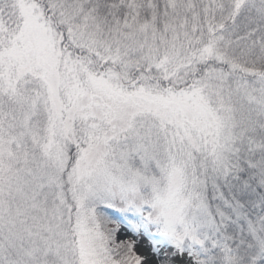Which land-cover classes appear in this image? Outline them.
Returning a JSON list of instances; mask_svg holds the SVG:
<instances>
[{
    "label": "snow or ice",
    "instance_id": "snow-or-ice-1",
    "mask_svg": "<svg viewBox=\"0 0 264 264\" xmlns=\"http://www.w3.org/2000/svg\"><path fill=\"white\" fill-rule=\"evenodd\" d=\"M0 264H264V0H0Z\"/></svg>",
    "mask_w": 264,
    "mask_h": 264
},
{
    "label": "rangeland",
    "instance_id": "rangeland-1",
    "mask_svg": "<svg viewBox=\"0 0 264 264\" xmlns=\"http://www.w3.org/2000/svg\"><path fill=\"white\" fill-rule=\"evenodd\" d=\"M135 250L141 255H150V248L148 246V242L143 237H140V243Z\"/></svg>",
    "mask_w": 264,
    "mask_h": 264
}]
</instances>
